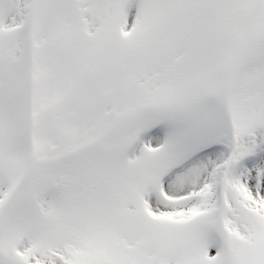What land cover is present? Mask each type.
I'll use <instances>...</instances> for the list:
<instances>
[{
  "label": "snow or ice",
  "instance_id": "snow-or-ice-1",
  "mask_svg": "<svg viewBox=\"0 0 264 264\" xmlns=\"http://www.w3.org/2000/svg\"><path fill=\"white\" fill-rule=\"evenodd\" d=\"M0 264H264V0H0Z\"/></svg>",
  "mask_w": 264,
  "mask_h": 264
}]
</instances>
